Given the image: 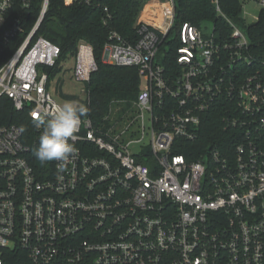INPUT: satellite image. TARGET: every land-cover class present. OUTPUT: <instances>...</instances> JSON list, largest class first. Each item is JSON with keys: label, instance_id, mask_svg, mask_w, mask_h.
<instances>
[{"label": "built area", "instance_id": "built-area-1", "mask_svg": "<svg viewBox=\"0 0 264 264\" xmlns=\"http://www.w3.org/2000/svg\"><path fill=\"white\" fill-rule=\"evenodd\" d=\"M108 1L63 0L106 26ZM50 3L0 0V98L32 122L0 125V264L10 249L29 264H264V60L247 31L226 16L225 38L184 23L172 48L176 0H145L135 37L110 28L103 54L138 70L132 117L113 133L82 116L72 157L42 163L37 121L60 104L61 47L40 33ZM74 58L87 95L93 45L80 39ZM213 111L222 135L187 147Z\"/></svg>", "mask_w": 264, "mask_h": 264}, {"label": "trees", "instance_id": "trees-1", "mask_svg": "<svg viewBox=\"0 0 264 264\" xmlns=\"http://www.w3.org/2000/svg\"><path fill=\"white\" fill-rule=\"evenodd\" d=\"M145 0H109L107 3L113 13V20L108 26L103 23V12L84 5L66 6L63 0H51L50 7L40 33L61 47V56L55 67L51 68V83L54 76L62 70L61 63L69 57H75L80 39L89 41L94 48L98 69L92 73L86 85L87 96L80 99L73 94H66L68 100H77L83 104L89 117L102 132L110 128L114 133L120 130L133 115L132 101L140 89V78L135 67L118 66L103 60L104 47L110 28L118 30L126 37H135L133 28ZM247 0H176V17L170 30L171 47L178 45V35L184 23L201 27L202 21L213 22V30L225 38L231 34V25L224 16L243 27L251 41V54L255 61L264 60V7L261 8L257 21L247 23L242 15ZM219 6V10L217 9ZM35 8L32 20L37 17ZM7 55V54H6ZM173 66V65H172ZM244 71L245 67H242ZM50 83V84H51ZM59 90V89H58ZM209 122L203 127L200 138L189 142L187 147L207 146L214 137L222 135L217 114L213 111ZM15 123L25 130L32 127L27 112H19L12 99L0 98V125ZM3 264H29L27 252L22 249H10L3 255Z\"/></svg>", "mask_w": 264, "mask_h": 264}, {"label": "clouds", "instance_id": "clouds-1", "mask_svg": "<svg viewBox=\"0 0 264 264\" xmlns=\"http://www.w3.org/2000/svg\"><path fill=\"white\" fill-rule=\"evenodd\" d=\"M86 112L85 105L73 102L57 104L52 112H46L37 121L43 130L38 147L34 150L35 158L42 163L68 161L75 152L70 140L74 139Z\"/></svg>", "mask_w": 264, "mask_h": 264}, {"label": "rangeland", "instance_id": "rangeland-1", "mask_svg": "<svg viewBox=\"0 0 264 264\" xmlns=\"http://www.w3.org/2000/svg\"><path fill=\"white\" fill-rule=\"evenodd\" d=\"M262 5L259 3L258 0H247L244 4L242 15L245 18L247 23H254L257 21L258 15ZM201 30L205 37H210L213 32L214 24L210 20L202 21L201 23ZM103 60L108 62L104 55ZM75 58L69 57L66 61L61 63L62 70L59 71L53 78L51 84V90L54 94L55 99L58 103L63 104L64 102H73L78 103L77 100H68L64 96L66 94H73L78 96L80 99L86 98V93L84 92V83L75 79L74 77V63ZM59 89V90H58ZM116 131V133H119ZM133 151H137L138 147L133 146Z\"/></svg>", "mask_w": 264, "mask_h": 264}]
</instances>
